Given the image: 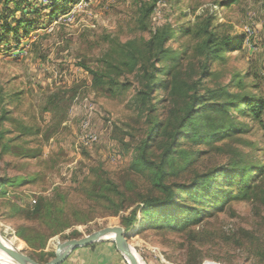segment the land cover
Listing matches in <instances>:
<instances>
[{
	"label": "rangeland",
	"instance_id": "374dc122",
	"mask_svg": "<svg viewBox=\"0 0 264 264\" xmlns=\"http://www.w3.org/2000/svg\"><path fill=\"white\" fill-rule=\"evenodd\" d=\"M152 1L0 0V232L46 262L59 242L126 229L135 211L128 241L139 264H264V105L257 120L247 104L232 119L206 108L193 118L200 136L186 131L164 181L205 182L217 170L214 185L184 192L166 212L127 205L158 190L164 132L182 114L202 61L209 73L200 93L224 89L229 95L218 101L264 103V0H154L150 28L172 32L169 55L157 63L162 124L144 153L152 164L134 168L153 124L138 101L140 70L129 67L128 48L136 49L123 44L147 39L136 18ZM210 15L208 30L232 43L207 56L194 32ZM205 116L217 120L209 126ZM41 202L52 214L43 219L34 214ZM105 243L113 244H93Z\"/></svg>",
	"mask_w": 264,
	"mask_h": 264
},
{
	"label": "trees",
	"instance_id": "16d2710c",
	"mask_svg": "<svg viewBox=\"0 0 264 264\" xmlns=\"http://www.w3.org/2000/svg\"><path fill=\"white\" fill-rule=\"evenodd\" d=\"M155 2L154 0L151 3H144L139 6L138 14L136 18V25L139 30L147 31L149 33L146 40H144L141 46H137L133 39L127 40L123 46L126 48L128 46L134 47L136 49L133 50L132 48H128L130 59L132 60L131 64H129L130 68H133L134 65H137L138 69L141 73V80L143 88L139 90V99L141 101L142 108H146L145 111L149 114V117L152 120V127H151V134H149V141L148 143L143 146L140 155L136 156L135 162H133L134 168L138 166H149L152 164L147 157H145L144 153H146L147 147L150 145V141H152L153 137L158 134L159 127L161 126L162 122L158 119L157 115L155 114V104H154V91L157 86V63L162 60H166L169 55V48L166 47L167 42L172 36L170 25H162L158 27H154L153 29L150 28L149 23L147 22L150 13L154 8ZM214 18L213 15L208 16L200 26L199 30L195 31L194 34L200 37V42L198 43L197 47H201L202 52H205L207 56L209 55H217L219 52L226 49V46H229L232 43L231 37L228 35H223L221 37L216 36V34L208 30L207 26L209 25L210 21ZM19 25L24 24L25 27L27 23L24 21L19 20ZM188 29L184 30L187 33ZM121 50H123L121 48ZM206 62V61H205ZM204 61L201 63V70H200V77L198 80L194 81L192 86H189L191 89V93L188 94L187 104L182 107V114L179 118L172 122L164 132V137L169 139L168 145L164 148L160 160L158 164L155 166L154 170L157 173L158 182L156 184L158 190H149L148 193H137L135 194L136 197L130 200L127 205L136 204L138 206H143L141 212L150 213L152 210H155L158 213L166 212L169 209L175 207L178 204V198L186 191L191 190V195H195L196 193L202 192L208 187L214 185V174L217 170L212 171L210 173L209 179L205 182H193L188 185L183 184H176V183H166L165 176L168 174L166 170L168 166H172L175 162V152L176 146L179 141L187 135L186 131L188 129L192 135V137L198 138L200 136L199 130L196 128L197 125L193 122V118L199 116L202 109L206 108L210 111H216L220 114V116H228L231 119L234 118L233 113L230 111H241V105H248V113L253 119H258L260 115V111L263 108L264 103L260 100L251 99L248 100L244 97L238 98L237 102L233 100H226V101H218L217 96L222 95V99L225 96H228L229 93L226 92L224 89H207L204 93L199 92V84L202 78L208 75L209 67ZM110 85H112L110 83ZM238 87L240 84L238 83ZM174 90V86H172L171 91ZM174 101V100H173ZM247 101H250L249 103ZM203 105V107H201ZM205 118L207 124L210 126V122H215L217 117L214 116L212 118H208L207 116L202 117ZM2 119V118H1ZM167 124V123H166ZM234 123H230L231 127ZM6 130H2L0 132V138L4 135ZM212 135L218 137L221 133L220 130H212ZM7 149V144L3 146V150ZM183 153V152H182ZM116 195H121L117 190H113ZM123 201L124 198L122 199ZM123 207H126L123 206ZM121 208H115L111 213H116ZM60 213V209L57 210ZM131 216L128 218L129 223L126 226L124 231L129 234L132 227L131 225L136 219L135 211L131 212ZM34 214H36L40 219L49 217L51 214V209L48 206L47 202H41L40 206L35 209ZM169 227H173L169 225ZM26 242L29 244V240L26 236L22 234L19 235ZM31 244V243H30ZM95 244H90L86 247H93ZM114 245V244H113Z\"/></svg>",
	"mask_w": 264,
	"mask_h": 264
},
{
	"label": "water",
	"instance_id": "95a60500",
	"mask_svg": "<svg viewBox=\"0 0 264 264\" xmlns=\"http://www.w3.org/2000/svg\"><path fill=\"white\" fill-rule=\"evenodd\" d=\"M129 234L120 226L104 227L86 236L73 238L57 243L53 257L46 262L32 259L23 249L11 242V239L0 232V249L17 259L21 264H62L73 250L86 247L97 241L110 240L128 264H139L128 241Z\"/></svg>",
	"mask_w": 264,
	"mask_h": 264
},
{
	"label": "crops",
	"instance_id": "0c3cea01",
	"mask_svg": "<svg viewBox=\"0 0 264 264\" xmlns=\"http://www.w3.org/2000/svg\"><path fill=\"white\" fill-rule=\"evenodd\" d=\"M97 245L73 250L62 264H123L122 255L113 244Z\"/></svg>",
	"mask_w": 264,
	"mask_h": 264
},
{
	"label": "bare ground",
	"instance_id": "6f19581e",
	"mask_svg": "<svg viewBox=\"0 0 264 264\" xmlns=\"http://www.w3.org/2000/svg\"><path fill=\"white\" fill-rule=\"evenodd\" d=\"M11 242L15 244L12 239ZM16 245V244H15ZM0 262L2 264H21L17 259L8 254L6 251L0 249ZM141 264V263H140ZM204 264H213L211 262H205Z\"/></svg>",
	"mask_w": 264,
	"mask_h": 264
}]
</instances>
